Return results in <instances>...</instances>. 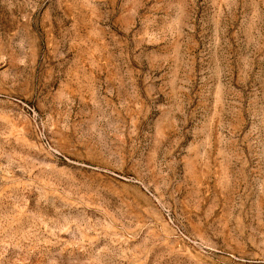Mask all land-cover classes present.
<instances>
[{"label":"rangeland","instance_id":"rangeland-1","mask_svg":"<svg viewBox=\"0 0 264 264\" xmlns=\"http://www.w3.org/2000/svg\"><path fill=\"white\" fill-rule=\"evenodd\" d=\"M0 264H264V0H0Z\"/></svg>","mask_w":264,"mask_h":264}]
</instances>
